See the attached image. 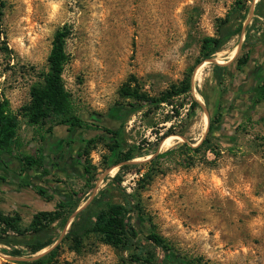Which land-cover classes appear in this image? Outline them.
Instances as JSON below:
<instances>
[{
    "label": "rangeland",
    "instance_id": "rangeland-1",
    "mask_svg": "<svg viewBox=\"0 0 264 264\" xmlns=\"http://www.w3.org/2000/svg\"><path fill=\"white\" fill-rule=\"evenodd\" d=\"M238 1L245 8L234 13ZM227 15L231 25L242 23L243 32L212 58L227 65L220 87L224 94L218 111H226L221 121L208 130L216 91L212 63L204 61L194 69L191 94L176 99L179 116L163 123L171 114L166 106L148 117L141 112L127 116L122 150L156 148L158 158L120 169L102 129L119 124L113 119L96 123L90 115L106 116L110 109L125 105L120 89L133 79L152 97L178 85L195 67L202 39L214 36L217 23ZM1 20L0 97L8 100L11 111L17 113L29 102L34 73L46 69L53 35L66 25L70 34L65 41L63 85L75 113L87 124L71 131L58 126L47 134L48 124L33 128L20 119L18 147L12 157L0 161L1 212H18L26 228L33 213L51 211L73 193L80 199L77 211L118 177L121 182L112 185L110 200L123 204L122 192L131 195L129 200L138 205V230L140 223H151L180 257L208 264H264V101L251 102L264 78V0H5ZM252 36L261 39L248 46ZM2 42L9 52L2 50ZM247 51L249 61L237 70L236 59H243ZM201 92L209 97L208 103ZM191 97L201 107L187 124ZM231 100L236 107L229 108ZM169 126L183 136H170L156 147V137ZM202 137L210 138L213 152L192 150ZM94 138L88 155L78 159L81 140ZM39 150L45 156L46 176L18 160ZM83 163L90 167V183L85 181L89 175L84 174ZM39 190L52 200L45 201ZM74 217L65 216V226L53 224L52 245L34 256L58 246L51 264H131L129 252L106 245L97 235L74 251L64 240ZM13 248L22 249L23 257L16 258L29 257L23 247L0 244V264H17L8 259ZM154 258V264H160V249L154 248Z\"/></svg>",
    "mask_w": 264,
    "mask_h": 264
},
{
    "label": "trees",
    "instance_id": "trees-1",
    "mask_svg": "<svg viewBox=\"0 0 264 264\" xmlns=\"http://www.w3.org/2000/svg\"><path fill=\"white\" fill-rule=\"evenodd\" d=\"M5 0H0V31L2 29V16ZM262 1L257 3L256 7H260ZM245 5L238 1L234 7V13H241ZM245 18V11L242 15ZM230 16L219 20L216 26L214 36L205 37L202 39L199 57L194 68L190 69L186 78L178 85H172L165 91L159 93L157 97L148 96L142 92L135 80L128 81L120 89V97L126 102L125 105H117L110 109L108 115L91 114L90 119L96 123H103L106 120L113 119L119 124L115 129L103 127V132L109 136L110 145H106L108 150L114 153L115 164L119 165L120 169L125 167H141L146 164H151L158 155H155L156 148L149 147H134L130 146L122 150V138L124 135L123 122L129 114L141 112L144 117L152 115L159 108L166 106L170 107L169 115H167L163 123L170 122L174 117L179 116L181 105L177 104L176 99L188 96L194 88L193 72L196 67L204 61L212 60L214 55L219 52L222 47L232 38L240 36L243 32L242 23L237 25L230 24ZM250 30V29H249ZM248 31V29H247ZM69 28L64 25L58 28L52 38L51 48L46 59V69L40 73H34L36 80L31 84L29 89L30 100L26 105H23L17 113L11 111L8 100L0 97V161L2 157H12L17 149V132L20 125V119L25 121V124L30 127H40L48 124L46 130L50 134L54 127L65 126L67 131L73 128H86L87 124L75 113L71 95L65 89L62 80L64 66L68 61V56L65 52V41L69 36ZM247 42L248 46L260 40L255 36L251 37ZM243 45L246 48L247 45ZM2 50L9 52L6 43ZM250 55L248 51L243 59H236L237 70L243 68L249 61ZM227 65L212 63V75L216 91L215 112L209 117V129L213 128L212 123H219L223 114L226 111H218L220 101L223 97V91L220 89L224 72ZM264 78L263 83L259 87V94L251 98V102L257 104L264 101ZM201 97L208 103L209 97L206 93L201 92ZM236 105L235 100H231L229 108ZM200 103L195 98H190L189 112L186 114V122L192 120L196 116V112L200 109ZM236 107V106H235ZM238 109V108H237ZM215 119V121H214ZM211 123V124H210ZM178 134L183 136L182 132H174L173 127L169 126L165 131L161 132L156 137L154 145L157 147L170 136ZM99 139L104 140L105 137L100 136ZM44 137L41 136V141ZM96 143V138L89 140H81L80 151L77 153V158L87 156L90 148ZM204 148L213 152L210 138L205 137L192 150L198 152ZM144 161H135L142 158H147ZM45 156L42 150H39L34 156L22 155L18 160L22 165L33 171L42 170V175L49 174L48 170L44 169ZM77 162H79L77 160ZM83 172L86 175L90 174V167L82 165ZM4 180L3 178H0ZM92 176L89 175L85 181L90 183ZM121 181L118 177L111 179V184L94 196H92L83 208L75 215L68 230L66 231L64 240L70 242L74 251L82 246L83 241L91 235H97L102 242L120 251L129 252V263L131 264H154V248H158L162 252L160 264H208L201 263L200 260H187L180 257L170 243L157 234L150 221L149 225L140 223L136 226V218L138 217L137 204L129 200V194L122 192L124 203H114L110 200L109 191L113 184H119ZM95 185H92V187ZM91 187V188H92ZM39 196L45 201H51V196H46L44 190H39ZM77 193L72 196L76 197ZM70 197L68 201H58L55 208L51 211H37L32 214L31 220L26 228H22V216L18 212L5 214L0 211V244L5 246H20L28 250L29 257H34L35 254L52 245V225L61 222L65 226V216L73 214L79 206L80 199ZM142 222V221H141ZM58 246L37 256L32 260L16 261L17 264H51L57 256ZM7 255L12 257H23L22 249L13 248Z\"/></svg>",
    "mask_w": 264,
    "mask_h": 264
},
{
    "label": "water",
    "instance_id": "water-1",
    "mask_svg": "<svg viewBox=\"0 0 264 264\" xmlns=\"http://www.w3.org/2000/svg\"><path fill=\"white\" fill-rule=\"evenodd\" d=\"M209 62H210V63L220 64V63L215 62V61H213V60H209ZM203 138H204V137H202V139H200V141H199L196 145H198V144L203 140ZM82 208H83V206H82L81 208H79L77 211H75V213H73V216L76 215V214H77ZM52 248H53V247H51L50 249H48V250H46V251H43V253H45V252L51 250ZM43 253H41V254H43ZM41 254H40V255H41ZM37 256H39V255H37ZM37 256H34V257H32V258H16V257H8V259L13 260V261H23V260H32V259L36 258Z\"/></svg>",
    "mask_w": 264,
    "mask_h": 264
},
{
    "label": "flooded vegetation",
    "instance_id": "flooded-vegetation-1",
    "mask_svg": "<svg viewBox=\"0 0 264 264\" xmlns=\"http://www.w3.org/2000/svg\"><path fill=\"white\" fill-rule=\"evenodd\" d=\"M261 75L263 76L264 75V67H263V69L261 70Z\"/></svg>",
    "mask_w": 264,
    "mask_h": 264
},
{
    "label": "bare ground",
    "instance_id": "bare-ground-1",
    "mask_svg": "<svg viewBox=\"0 0 264 264\" xmlns=\"http://www.w3.org/2000/svg\"><path fill=\"white\" fill-rule=\"evenodd\" d=\"M235 52V51H234ZM168 139V138H167ZM167 141V140H166ZM112 173H114V172H112Z\"/></svg>",
    "mask_w": 264,
    "mask_h": 264
},
{
    "label": "crops",
    "instance_id": "crops-1",
    "mask_svg": "<svg viewBox=\"0 0 264 264\" xmlns=\"http://www.w3.org/2000/svg\"><path fill=\"white\" fill-rule=\"evenodd\" d=\"M1 178V177H0Z\"/></svg>",
    "mask_w": 264,
    "mask_h": 264
}]
</instances>
